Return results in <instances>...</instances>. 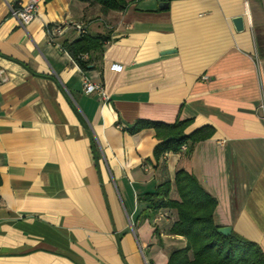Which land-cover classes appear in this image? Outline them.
Listing matches in <instances>:
<instances>
[{"label": "crops", "instance_id": "0c3cea01", "mask_svg": "<svg viewBox=\"0 0 264 264\" xmlns=\"http://www.w3.org/2000/svg\"><path fill=\"white\" fill-rule=\"evenodd\" d=\"M27 1L0 0V264H166L186 240L143 196L178 169L264 252V0H40L23 28L9 9ZM74 22L109 37L86 71L62 47ZM139 119L214 132L156 160L153 129L125 130Z\"/></svg>", "mask_w": 264, "mask_h": 264}, {"label": "trees", "instance_id": "16d2710c", "mask_svg": "<svg viewBox=\"0 0 264 264\" xmlns=\"http://www.w3.org/2000/svg\"><path fill=\"white\" fill-rule=\"evenodd\" d=\"M48 1L51 0H44ZM93 1L100 5L103 12L122 11L127 6L126 0ZM108 40V35L86 34L78 36L73 42H64L62 47L78 67L86 71L90 69L91 62L100 59ZM81 54H87V59H83ZM190 122L176 120L164 123L139 119L125 130L135 134L143 129H153L158 139L153 157L158 160L167 152H178L182 144H187V152H190L195 143L212 136L214 129L209 125L187 133ZM172 186L177 199L171 198ZM143 199L152 211L166 212L167 217L171 216L170 210H173L175 218L170 233L186 240L183 248L169 253L166 264H264V252L257 243L234 230L229 235L219 232L220 226L215 224L213 217L217 200L185 170L178 169L172 183L169 180L162 182L152 192L146 193Z\"/></svg>", "mask_w": 264, "mask_h": 264}, {"label": "built area", "instance_id": "2783aa9c", "mask_svg": "<svg viewBox=\"0 0 264 264\" xmlns=\"http://www.w3.org/2000/svg\"><path fill=\"white\" fill-rule=\"evenodd\" d=\"M39 2L40 0H28L26 3L23 4L12 5L10 6L9 14L11 17L16 19V21L21 27L24 28L34 19ZM70 26L76 31L78 36L87 34V28L83 22H74L71 23ZM61 29L62 28L60 25H53L51 27H48L47 29L48 35H51L54 31L59 32L61 31ZM59 49L63 50L62 47H60ZM81 56L83 59H87V54H81ZM111 68L118 70L121 67L119 65H112ZM6 81H7L6 74L3 72V70H0V85L5 83ZM82 91L88 95L96 94L102 100L107 99V96L105 94L101 82H93L91 80H88L87 78H84V80L82 81ZM186 151H187V144H182L178 152H186ZM158 217H167V213L160 212L158 214Z\"/></svg>", "mask_w": 264, "mask_h": 264}, {"label": "water", "instance_id": "95a60500", "mask_svg": "<svg viewBox=\"0 0 264 264\" xmlns=\"http://www.w3.org/2000/svg\"><path fill=\"white\" fill-rule=\"evenodd\" d=\"M168 7V3L167 2H162L158 5V8L160 10H163L165 8ZM232 24H233V27L235 29V31L237 32H241L244 30V21H243V18L242 16H236V17H233L232 19ZM231 227L230 226H223V227H220L219 228V232L222 233L223 235H229L231 233Z\"/></svg>", "mask_w": 264, "mask_h": 264}]
</instances>
